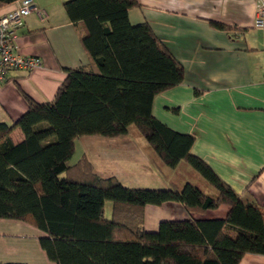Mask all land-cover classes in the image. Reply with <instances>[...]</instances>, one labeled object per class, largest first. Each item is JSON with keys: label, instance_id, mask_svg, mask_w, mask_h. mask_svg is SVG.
Wrapping results in <instances>:
<instances>
[{"label": "trees", "instance_id": "obj_1", "mask_svg": "<svg viewBox=\"0 0 264 264\" xmlns=\"http://www.w3.org/2000/svg\"><path fill=\"white\" fill-rule=\"evenodd\" d=\"M15 1L0 0V7ZM62 6L89 67L65 70L52 102L22 94L27 111L11 126L0 124V219L41 231L40 247L55 264H238L245 254L264 256V205L241 199L192 156L193 136L152 116L154 97L182 83L183 69L146 23L130 24L136 0H67ZM16 128L23 140L15 144L10 133ZM129 128L162 165L187 166L201 181L130 189L96 177L85 157L70 164L77 139L126 136ZM166 202L189 213L220 205L229 212L224 220L164 221L156 232L144 231L145 207Z\"/></svg>", "mask_w": 264, "mask_h": 264}, {"label": "crops", "instance_id": "obj_2", "mask_svg": "<svg viewBox=\"0 0 264 264\" xmlns=\"http://www.w3.org/2000/svg\"><path fill=\"white\" fill-rule=\"evenodd\" d=\"M65 1L32 0L48 19L40 22L34 13L28 15L18 30L16 50L39 57L42 66L7 73L0 83V124L11 126L27 111L22 94L38 104L52 102L65 70L89 67L79 33L63 10ZM136 2L138 7L128 11L130 24L146 23L183 69L182 83L154 97L152 116L176 133L193 136L192 156L241 199L264 205V30L252 28L255 0ZM14 6L3 5L0 14ZM10 139L21 142L20 129H13ZM81 157L96 177L114 178L130 189L165 190L173 183L181 188L201 181L187 166L162 165L132 128L126 136L77 139L70 164ZM228 212L226 205L202 214L189 213L177 202L149 205L143 229L156 232L164 221L224 220ZM110 216L111 205L106 204L105 217ZM43 236L22 221L0 220V264H55L40 247ZM238 264H264V256L245 254Z\"/></svg>", "mask_w": 264, "mask_h": 264}, {"label": "built area", "instance_id": "obj_3", "mask_svg": "<svg viewBox=\"0 0 264 264\" xmlns=\"http://www.w3.org/2000/svg\"><path fill=\"white\" fill-rule=\"evenodd\" d=\"M255 3L252 28L264 30V0H255ZM31 13H34L40 22L48 19L47 14L37 9L32 0L15 1L11 11L0 14V83L5 82L10 70L32 72L42 66L39 57L23 56L16 50L18 30L24 26L25 18Z\"/></svg>", "mask_w": 264, "mask_h": 264}, {"label": "rangeland", "instance_id": "obj_4", "mask_svg": "<svg viewBox=\"0 0 264 264\" xmlns=\"http://www.w3.org/2000/svg\"><path fill=\"white\" fill-rule=\"evenodd\" d=\"M0 220H3V219H0ZM4 221H14V220H4Z\"/></svg>", "mask_w": 264, "mask_h": 264}]
</instances>
